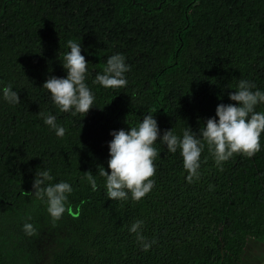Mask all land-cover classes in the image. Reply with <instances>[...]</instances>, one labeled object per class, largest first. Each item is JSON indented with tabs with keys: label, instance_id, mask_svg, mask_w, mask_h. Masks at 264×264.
<instances>
[{
	"label": "trees",
	"instance_id": "trees-1",
	"mask_svg": "<svg viewBox=\"0 0 264 264\" xmlns=\"http://www.w3.org/2000/svg\"><path fill=\"white\" fill-rule=\"evenodd\" d=\"M70 39L89 62L95 97L83 117L61 112L40 87L65 75ZM113 53L130 66L127 84H93ZM239 79L264 91V0H0V88L19 98L0 99V264H242L247 243L264 238V130L251 157L234 153L221 166L204 144L191 182L179 149L154 143V183L139 200H109L99 176L110 130L147 112L161 131L196 133ZM42 169L73 189L55 221L30 195ZM135 220L154 241L147 250L128 232Z\"/></svg>",
	"mask_w": 264,
	"mask_h": 264
},
{
	"label": "clouds",
	"instance_id": "clouds-1",
	"mask_svg": "<svg viewBox=\"0 0 264 264\" xmlns=\"http://www.w3.org/2000/svg\"><path fill=\"white\" fill-rule=\"evenodd\" d=\"M68 51L63 53L60 65L65 73L62 77L48 76L41 84L52 103L61 111L75 116L94 107V94L85 82L89 62L81 54V44L67 41ZM125 57L113 53L106 57L101 71L95 74L92 81L105 89L123 88L127 84L125 73L129 70ZM227 98L235 103H218L214 117L206 118L196 133L188 127L178 136L171 128L161 131L153 114L147 113L132 126L110 130L111 139L107 142V171L99 166V176L103 178L104 190L109 200H139L148 193L154 181L150 178L155 171L153 164L157 156L154 143H159L169 153H176L182 158V167L186 170L188 182L199 176L200 153L204 144L212 155L217 166L229 159L234 153L251 157L260 149L259 137L264 130V112L255 111L257 104L264 103V91L246 80L239 79L235 90L227 93ZM0 99L9 103L19 102L18 92L5 85L0 88ZM43 123L54 130L57 137L65 133V128L56 123L52 114L44 115ZM203 141V143H202ZM86 173L87 183L92 191L96 190V176ZM48 169L36 171L31 184V194L46 205V211L55 221L65 211L67 194L72 192L66 181H52ZM29 195L28 193H25ZM141 220H135L128 227L129 233L135 234L141 250H147L154 241L147 240L140 231ZM22 230L31 234L34 228L31 223L22 224Z\"/></svg>",
	"mask_w": 264,
	"mask_h": 264
},
{
	"label": "crops",
	"instance_id": "crops-1",
	"mask_svg": "<svg viewBox=\"0 0 264 264\" xmlns=\"http://www.w3.org/2000/svg\"><path fill=\"white\" fill-rule=\"evenodd\" d=\"M242 264H264V238L250 240L243 253Z\"/></svg>",
	"mask_w": 264,
	"mask_h": 264
}]
</instances>
